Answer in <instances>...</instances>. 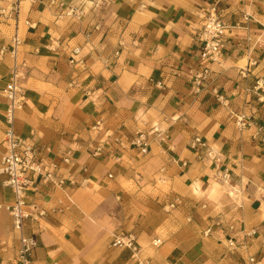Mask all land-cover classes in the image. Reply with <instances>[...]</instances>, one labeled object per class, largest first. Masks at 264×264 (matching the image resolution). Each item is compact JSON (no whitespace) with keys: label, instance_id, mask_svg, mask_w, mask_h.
I'll return each mask as SVG.
<instances>
[{"label":"crops","instance_id":"crops-1","mask_svg":"<svg viewBox=\"0 0 264 264\" xmlns=\"http://www.w3.org/2000/svg\"><path fill=\"white\" fill-rule=\"evenodd\" d=\"M83 1L80 21H56V7L21 1L25 104L15 113L16 131L75 184L31 196L39 206L58 199L67 206L27 223L25 233L37 239L35 264H136L129 250L112 245L114 237L174 201L181 219L163 218L150 236L139 234L149 264H247L251 255L264 264V148L234 125L237 113L264 125V0ZM10 2L0 0V9ZM212 5L227 26L225 43L209 84L196 90L200 18ZM14 32L13 21L0 17V46ZM76 46L82 63L73 65ZM11 64L0 59V158ZM151 128L158 133L141 155L129 141ZM194 137L206 147L192 148ZM4 180L0 175V205L14 200ZM250 230L256 236L243 235ZM16 246L12 218L1 207L0 264H14Z\"/></svg>","mask_w":264,"mask_h":264},{"label":"built area","instance_id":"built-area-1","mask_svg":"<svg viewBox=\"0 0 264 264\" xmlns=\"http://www.w3.org/2000/svg\"><path fill=\"white\" fill-rule=\"evenodd\" d=\"M21 1L11 0L8 9H0V17L13 21L15 25V32L11 36L9 43L0 46V59L8 56L12 61L9 81L3 91V96L7 103L4 113L5 130L2 141L3 153L0 158V175L5 177L3 186L12 191L14 200L10 204L0 205V208H4L10 214L12 229L17 235L14 264H35L32 259V253L37 247V239L33 235L25 233L27 223H36L49 215L63 213L67 206L59 199L56 201V205L49 207L45 205L39 206L31 200V196L38 193L41 187H49L52 190H64L68 186H74L75 184L59 174L58 164L52 161H45L39 157L35 145L28 139L21 137L16 131L15 113L21 110L25 104L24 86L22 84V80L25 77L23 71L25 64L18 61L22 46V41L17 34ZM38 1L46 2L50 7H56L57 11L54 16L56 21H80L85 14L83 0L76 3H67L62 0ZM31 2H34V0H31ZM200 19L202 25L199 31V40L202 45L199 53V68L192 75L193 87L196 90H200L209 84L212 74L211 65L219 62L227 30V26L223 23L216 5L210 6ZM244 19H247V17L245 16ZM23 23L31 26L27 20H24ZM89 34H85L86 39L89 38ZM80 51V47L77 46L70 50V64L77 65L82 63L81 60L76 59ZM115 55H118V53L116 52ZM213 91L216 92L215 90ZM262 94H264V90H262ZM259 101L264 104V101L260 98ZM234 125L239 132L250 131L251 139L258 146L264 148V125L257 123L246 113L235 114ZM91 131L97 135L102 132L101 123L96 122ZM155 133H158L156 128H151L148 131L138 130L129 141V144L139 154L146 155L150 150V136ZM116 141L121 146L120 140ZM198 147L205 148L206 143L200 137H194L192 148ZM101 151L102 147L97 146L94 155H99ZM71 152L72 150H69L62 158L63 164L69 165L71 163ZM82 171L86 170L82 169ZM222 178L227 179L228 175L223 174ZM159 181L162 182V180ZM174 204H176L175 201L170 204V207H173ZM256 234L255 230H250L243 235L252 237L256 236ZM152 244L153 246H158L160 241L154 240ZM262 244H264V237H262ZM112 245L129 250L131 258L135 260L136 264H149L147 259L142 258L141 246L133 233L126 232L115 236ZM228 245L232 249L236 248L235 241L232 238L228 240ZM247 264H262V262L254 255H251L247 258Z\"/></svg>","mask_w":264,"mask_h":264},{"label":"rangeland","instance_id":"rangeland-1","mask_svg":"<svg viewBox=\"0 0 264 264\" xmlns=\"http://www.w3.org/2000/svg\"><path fill=\"white\" fill-rule=\"evenodd\" d=\"M178 206H179L178 204H174L173 207H170V203L165 204L163 206L159 205V209L157 208L156 210L152 211V216H151V218H149L147 220L146 225L141 226V227L139 226V228H136V229L133 228L132 230H129V232L133 233L137 237V240H138V243H139V239H138L139 238V234L141 232H144V236L145 235H146V237L150 236L151 232H153V230L155 228H158L157 227V223L160 220H162L163 218L164 219L165 218L166 219H170L173 222L181 219V217L177 219V216L179 215L177 213L180 212V210H181ZM142 215H144V214H141V216ZM187 218H189V217L185 218V224L184 225L191 223V220L189 221V220H187ZM171 229L173 230V229H175V227L172 226V225H169V227H167V230H171ZM159 231L160 230L157 229V233L158 234L160 233Z\"/></svg>","mask_w":264,"mask_h":264}]
</instances>
